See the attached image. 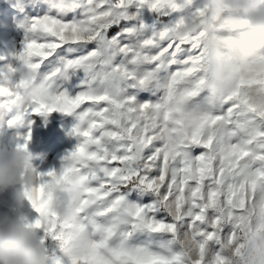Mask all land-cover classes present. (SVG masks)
Instances as JSON below:
<instances>
[{
  "label": "snow or ice",
  "instance_id": "6c2138e0",
  "mask_svg": "<svg viewBox=\"0 0 264 264\" xmlns=\"http://www.w3.org/2000/svg\"><path fill=\"white\" fill-rule=\"evenodd\" d=\"M26 4L18 59L39 95L11 123L78 120L60 169L25 192L49 264H264V68L209 94L201 38L174 34L177 0ZM13 69L0 70V95L16 101L27 81ZM73 178L85 195L64 222L51 190Z\"/></svg>",
  "mask_w": 264,
  "mask_h": 264
},
{
  "label": "clouds",
  "instance_id": "9594fccd",
  "mask_svg": "<svg viewBox=\"0 0 264 264\" xmlns=\"http://www.w3.org/2000/svg\"><path fill=\"white\" fill-rule=\"evenodd\" d=\"M177 7L182 15L175 36H196L203 42L209 94L219 95L226 83L249 68H264V0H177ZM242 20L247 21L244 27H224L238 25ZM13 71L19 80L27 81L15 102L20 107L31 104L39 95L35 72L23 64ZM29 145L30 142L25 148L0 143V197L10 196L16 210L25 206L26 190L38 183L39 168L34 161L44 158L43 153L33 152ZM51 191L52 211L64 222L77 220L85 185L73 178ZM0 264H49L43 235L29 227V218L23 212L0 213Z\"/></svg>",
  "mask_w": 264,
  "mask_h": 264
},
{
  "label": "rangeland",
  "instance_id": "374dc122",
  "mask_svg": "<svg viewBox=\"0 0 264 264\" xmlns=\"http://www.w3.org/2000/svg\"><path fill=\"white\" fill-rule=\"evenodd\" d=\"M33 14L26 0H0V70L20 64L19 53L23 51L29 16ZM12 79L18 81V74H14ZM145 95L148 93L141 92V96ZM20 111L21 107L14 98L0 95V143H24L21 137H27L30 133V149L44 154L43 159L34 161L39 171H47L50 168L59 170L63 157L79 142V137L74 132L78 123L76 116L55 111L47 116L31 115L12 124ZM17 211L26 214L29 219L35 215L28 200L22 209L16 210L12 207L10 196L0 197V213L15 214Z\"/></svg>",
  "mask_w": 264,
  "mask_h": 264
}]
</instances>
